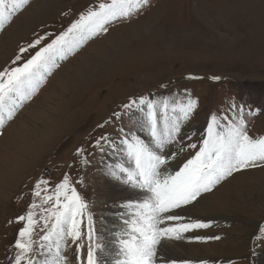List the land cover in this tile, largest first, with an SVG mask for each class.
Returning a JSON list of instances; mask_svg holds the SVG:
<instances>
[{
  "label": "rangeland",
  "instance_id": "1",
  "mask_svg": "<svg viewBox=\"0 0 264 264\" xmlns=\"http://www.w3.org/2000/svg\"><path fill=\"white\" fill-rule=\"evenodd\" d=\"M100 2L30 0L0 31V71L30 59ZM105 27L57 59L35 93L0 127V264H10L19 251L15 244L26 221L17 217L34 201L37 223L29 255L32 264H52L57 239L41 237L52 231L53 208L62 210L63 190L57 193L55 186L65 175L87 208L78 217L80 237L59 241V254L67 264H87L89 245L101 243L103 251L96 250L95 258L105 264V231L113 224L107 217L123 214L112 208L113 186L139 189L120 172L121 166L134 168L123 141L135 134L155 147L149 129L141 128L146 107L144 113L125 109L130 100L166 99L170 116L173 102L197 101L181 121L176 140L164 149L177 153L162 166L172 175L199 151L213 115L224 127L242 107L248 134L264 137V0H148L139 11ZM41 37L40 44L28 48ZM22 47L27 51L21 53ZM17 55L21 59L14 65ZM249 110L256 114L247 115ZM42 180L47 184H41L37 197L33 190ZM135 206L131 215L139 210ZM178 208L187 222L208 225L188 229L183 239L202 264H264V163L233 171Z\"/></svg>",
  "mask_w": 264,
  "mask_h": 264
},
{
  "label": "snow or ice",
  "instance_id": "2",
  "mask_svg": "<svg viewBox=\"0 0 264 264\" xmlns=\"http://www.w3.org/2000/svg\"><path fill=\"white\" fill-rule=\"evenodd\" d=\"M29 3L30 0H0V31L10 24L13 16ZM147 3L148 0H111L110 3L101 0L98 7H90L86 12H81L79 18L74 20L65 31L50 43L40 47L30 59L0 71V127L3 126L6 118L12 117L24 100L29 99L35 93L47 74L57 65V59H64L68 52L79 47L91 35L99 31H107L105 25L111 20L130 16ZM41 39L42 37L33 41L28 48L34 49L40 44ZM25 51H27L26 48H20L21 53ZM20 59V55H17L13 64L15 65ZM213 79H219V77H213ZM196 105L197 101L192 98H188L186 102L179 105L173 102L171 116L169 115V101L166 99L156 103L141 97L139 100H130L129 104L124 105L125 109L135 107L142 113L145 112L146 107L147 111L144 121L141 122V128L149 129L155 147L145 144L135 134H131L130 139L126 137L123 141L134 168L121 166L120 172L126 175L127 182L134 181V186L147 189L151 195L138 205L140 209H146V213L142 212L139 219L133 220L131 232L127 233V238L119 240L120 251L117 256L121 259H117L115 264H154L156 247L164 237L170 238L176 234V238L179 239L180 231L208 226L195 222L161 228L159 225L163 222L162 216L168 221L179 220L178 216L169 214L171 209L195 200L201 191H208L212 185L233 171L254 167L258 162L264 163V137L254 138L248 134L245 113L241 107L237 118L224 127L220 126L217 117L213 115L208 123L207 137L195 156L174 175L167 173L166 167L162 171V166H167L169 159L177 155L175 152L167 153L164 149L176 140L180 132L181 121L189 118ZM255 114L256 112L251 110L247 113L249 116ZM161 121H163V128H161ZM189 146L196 147L195 144ZM77 151L82 152L83 150L78 149ZM42 183L47 184V181H37L33 190L37 197L41 195ZM55 190L57 193L63 190L65 202L60 205L59 197H57L56 204L60 205L62 210L53 208L51 214L54 215L55 222L51 225L52 231L43 235L41 239L48 242L55 236L57 239L56 258L52 264H67L66 258L59 254V241L69 235L73 241L80 237L81 221L78 217L83 215L87 204L76 189L71 187L67 175L55 186ZM49 199L48 196L44 197L45 202ZM35 207L34 201L25 215L17 217L18 222L26 221V223L19 229V238L15 244L19 251L10 264H32L29 253L33 244L31 237L37 223L33 218L32 209ZM45 224L47 226V221ZM88 225L91 240L93 230L91 214L88 215ZM197 239H202V237H197ZM40 247L44 248L45 244L42 243ZM79 247L78 245V249ZM103 248L101 243H96L95 248L89 245L87 264H97L95 251H103ZM45 264L49 262L45 261Z\"/></svg>",
  "mask_w": 264,
  "mask_h": 264
},
{
  "label": "bare ground",
  "instance_id": "3",
  "mask_svg": "<svg viewBox=\"0 0 264 264\" xmlns=\"http://www.w3.org/2000/svg\"><path fill=\"white\" fill-rule=\"evenodd\" d=\"M113 187H114L113 193L116 197L114 196L115 198L112 197L110 198V200L111 203H114L116 205L113 206L112 208L114 210H117V215L120 213V211L124 215L119 214L118 216L113 215L111 217H107L109 221H113V224L109 226L108 231H105L107 238V248L106 251L104 252L105 264H115V261L117 259H121V257L117 256V253L120 251L119 240L122 238H127V233L131 232L132 221L139 219L142 212L147 211L146 209L143 210L140 209L138 205L142 204L151 195L147 191V189H141V188L133 189L131 187H127L126 189L120 191L118 187L116 186ZM126 203H128L129 205L128 207L125 205ZM117 204L121 206L118 209H115V207H117ZM134 205H136L135 207H137L139 210L136 211L134 215H131L130 212L131 210H133L132 207L134 208ZM178 209L171 210L169 214L176 216L180 212ZM175 211H178V213L174 214ZM187 214L189 215L190 213L187 212L185 215ZM178 215H180L179 216L180 219L174 221H168L164 219L162 216L161 220L163 222L159 225V227L167 228V227H175L177 225H182V224L194 223L190 221L187 222L185 219L186 216H182L184 214H181V212ZM182 219H185V221H183ZM126 221H128V223H125ZM179 237L180 238L177 239L176 234H173L170 238L167 237L169 241L162 239L161 243L158 244L156 247V256L154 258V264H202L201 260H197L194 256L190 255V249H192V247L183 243V239L186 238V231H180ZM189 256L191 257L189 258ZM203 264H209V262L204 261Z\"/></svg>",
  "mask_w": 264,
  "mask_h": 264
}]
</instances>
